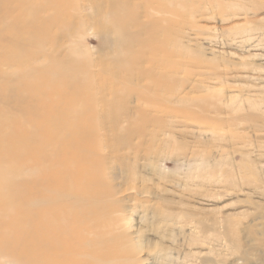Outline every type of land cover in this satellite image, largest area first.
Instances as JSON below:
<instances>
[{"label":"rangeland","instance_id":"374dc122","mask_svg":"<svg viewBox=\"0 0 264 264\" xmlns=\"http://www.w3.org/2000/svg\"><path fill=\"white\" fill-rule=\"evenodd\" d=\"M78 1L83 6L93 2ZM171 3V10L150 14L156 21H150V28L132 48L147 51V56L131 68L133 73L115 68L112 58L117 47L109 46L103 36L96 11L86 8L88 32L77 43L68 44L65 30L54 29L60 36L57 50L63 47L59 55L87 51L91 57L89 74L84 66L79 69L85 59L65 60L70 63L66 71L73 69L70 73L77 80L64 83L71 86L69 90L48 84L51 98L42 100L39 85L48 82V73H43L36 86L18 90V98L25 97L23 102L5 101L2 79L25 65L38 69L47 59H0V235L7 229L14 232L0 238V243L7 241L14 248L4 250L0 264H31L27 257L32 242L37 243L34 252H41L40 236L28 241L26 227L39 222L41 228L42 219L27 217L28 191L34 190L26 182L32 172L42 174L40 168L44 172L50 166L37 157L34 161L40 165L28 164L38 150L29 137L38 131L44 135L49 128L70 134L68 140H54L55 145L83 144L76 159L83 160L91 151L102 153L103 161L91 172L104 177L103 182L93 181L92 188L83 185L91 194L97 191L95 195L110 188L114 205L112 211L111 207L102 213L93 211V221L111 218L112 228L119 229L116 234L140 239L146 250L140 255L151 258L149 264H264V0ZM20 46L10 47L1 56L40 49L25 43ZM55 84L68 92H60ZM46 111L60 120L45 122ZM36 112L38 117H34ZM3 155L9 156L7 161H2ZM72 161L68 163L73 165ZM75 177L77 192L83 186L81 176ZM20 186L27 195H13ZM36 194L40 198L42 191ZM95 208L94 204L90 210Z\"/></svg>","mask_w":264,"mask_h":264},{"label":"bare ground","instance_id":"6f19581e","mask_svg":"<svg viewBox=\"0 0 264 264\" xmlns=\"http://www.w3.org/2000/svg\"><path fill=\"white\" fill-rule=\"evenodd\" d=\"M164 1L162 0V2ZM166 1L167 3L165 2L166 4H164V3L158 2L157 0H145L144 2L141 0H103V1L93 0L91 5L87 4L83 6L79 4L78 0H0V59L4 58V59H11L15 61L16 59H23L29 56H34V58H36L37 56L40 57L37 59H45V60L47 59L45 62L43 60V63L38 67V69L33 68V67L30 68L25 65L21 67L22 68L21 71H19L20 69L19 67V69L17 68L18 69V72L16 71L17 73H12L11 75H8L9 79H6V80L2 79V82L6 85L4 89L7 92L6 94L4 93L3 98L5 99V101H8V102H14V101H18L20 103L23 102L25 97L18 98V90L19 89L27 90L28 88H32L33 86H36L37 83H40L39 75L43 73H48L47 75L48 82L47 84L40 83L39 85V87L42 85L40 88V92H39L41 93L40 98L42 100H49L51 98L49 97L48 93L51 87L54 86L53 83H57L60 86L63 85V87L65 86L64 83H67V81L69 80L76 81L77 83L76 77L72 75V74L75 75V73H70L71 71L74 72V70L73 69L71 71L69 70L70 72L66 71L67 68L70 67L69 66L70 63L68 61H65L66 59H69V61L70 60L78 61L80 59L81 60L85 59L83 61V65L80 64L81 66L79 67V69L82 66H84L86 72L87 73L90 72L88 68L90 64L89 62L91 61L90 60L91 57H89V55L86 54L87 51L86 53L81 52L79 54H77L75 51L70 52V53L68 51V53L65 54L64 57H62V54L59 55V53L63 47L57 50V48L60 46L59 45L56 46V43H57L56 41L57 39L60 38V36L58 35V33L54 32L55 27H59L60 29L65 30V37H67L68 39V42H69L68 44H74V43H77L79 40H81L85 36V34L88 32V30H86L87 29L86 25L87 23H89L87 22L88 17L86 18V16L84 15V12H83L84 8H86L87 10L96 11V15H95L96 24L100 23L102 25L103 27L102 33H103V36H105V38L107 39L106 41L108 42L109 46L114 45L115 47H117V48L114 47L116 54L114 53L115 55H113V58L111 57L112 59H114V63L116 64L115 68L118 71L121 70L127 73L130 71V73H133L131 68H136L135 67L136 63L138 61H141L142 59H144V57L147 56L145 53L147 51L143 49L144 52H141V51L135 52V50H133L132 48H134L135 45L140 43L139 41H141V38H140L141 34L145 32L147 28L149 29L151 26L150 21L151 22L156 21V20L154 21L151 19L150 14H152V11L162 12V10L164 9V12H165V9L167 10V8L170 9L172 7V3H171L172 0L171 1L166 0ZM89 6H90V9H89ZM139 14L143 18H145L147 21L146 22H144V20L141 21L142 18L139 16ZM5 39H6V42L8 43L4 42ZM23 43L29 45L30 47L31 46L39 47L40 49L34 50V52L37 51L36 54L34 52L32 54L30 53L24 54L25 51H23V54L18 53V55H15V54L10 53L7 55L6 53V56H1L2 54H4V51L5 50L7 51V49H9L10 47H15L17 44L19 46L20 45L22 46ZM70 47H67V49ZM146 49L149 50L148 48ZM26 50H27L26 52H28V49ZM54 50H57V51H54ZM29 52H32V51H29ZM51 52H53L52 55H51ZM48 59H51V60H48ZM92 63H93V59H92ZM42 68L45 69L44 72L41 70ZM144 72H147V70ZM149 72L147 73L149 74ZM148 76H150V74ZM143 77H147V76H143ZM89 78L90 76L88 77V79ZM26 80L29 81V83L26 82ZM78 80L80 81V79ZM115 80H117V78ZM126 80L124 81V83L128 82ZM72 83L73 82H71V84ZM83 83L85 84V82H82V84ZM94 83H96V80L92 82V84L95 86ZM120 83L121 82H119V84ZM48 84L49 85L52 84L53 86L50 85L51 86L50 87ZM57 84L55 85L57 86ZM67 85L68 84H66L65 86L66 88L71 87ZM126 85L127 84L125 83V85L123 86H126ZM136 86H137V83H136ZM56 88L57 90L60 89V92L63 89L62 87L59 88L58 86ZM120 88L121 87H119V89ZM77 89H78V85H77ZM77 89L75 90L76 92H77ZM79 89L78 91L80 94ZM128 90L129 88L127 89V91ZM132 91H134V88ZM140 91H144V90L141 89ZM63 92L67 93L68 91L66 90ZM76 92L74 93L75 95H76ZM123 92L124 91H122V93ZM93 93L95 94L96 90ZM118 93L120 92L118 91ZM136 93H138V91ZM16 98H18V100H16ZM93 99H95V97ZM56 103L54 104V107L56 106ZM95 103H94V106H96ZM38 110L39 109H36V111ZM32 111L34 112V110ZM33 112L31 116L33 115ZM39 112H36L34 114V117H38ZM45 113H46V116L43 117V119L47 123L48 121L52 122V121L60 120V117H55L53 112L46 111ZM26 122H28L27 119H26ZM33 124H34V121H33ZM33 124L31 123V125ZM12 126L13 125L11 124V127ZM35 127H36V124H35ZM63 131L65 130L62 129V131L56 132L55 130L52 131L49 128L45 130L44 135L42 134L41 131L40 132L38 131L37 133H33V135L29 137L30 142L32 144H38L37 155L30 156V160L28 161L29 166L33 167V165L37 162V160L34 161V159H37V158L39 162L41 161L42 164L50 163V166L44 172H42L43 168L42 170L40 168L39 171H41L42 174H40V172L38 174L32 172L31 178H27V182H26V183H29L28 186L31 185L33 187L32 190L34 191L36 190V192L38 190L42 191V195H39L41 196L40 198L36 196L37 195L36 192L31 190L32 192L30 193L28 191L29 199L27 200V203L25 206H26V209L30 211H29V216L27 217L30 220V218L34 219V217L36 218L37 216H40L39 218H41L42 220H41V225H40L41 228L38 227L39 222L37 223V225L36 223L34 224V222L33 223L30 222L31 226H28V227H26L25 225V227L27 228L26 231L29 230L28 235L31 239L28 241L35 240V237L37 240L38 236H40L39 237L40 238V241H39L40 250L39 251H41L39 253H37L36 251L34 252V249L36 248L35 245L37 243L35 242V244H33L34 242H32L29 248L30 250L32 248V252L30 256L27 257V261L31 264H149L148 262L151 260V258L140 255V253L144 251L143 250L144 243L139 241L140 239L136 241V239L130 238V235L126 237L119 233L116 234L115 231H118L119 229L116 230L115 226L114 228H112L114 225V222L110 221L111 218H109L110 219L109 221H105V220L97 221L96 219L95 221H93L94 220L93 214H91L93 211L97 209V211L102 213V212H106L110 210L109 209L110 207L112 211V208H113L112 205H114L113 204L114 201L111 199L112 190H110V188L108 190H104L105 189L104 188L102 189V191H100V193H98V195H95L97 191H94V193L91 194V192H88L87 189H85V186L83 185V184H87L88 185L87 188H88V187H91L92 184H94L93 181L97 182L98 180H102L104 178V177L95 175V173H93L95 172L93 169L95 167H98L97 165L99 162L103 161V157L101 155L102 153L101 152H100L101 154L97 152L93 153L91 151V153H88V156L86 157L83 156L84 157L83 160L78 159L80 156H78V158L76 159L75 156L77 154V150H82L83 148H85L83 147V144L82 145L79 144L78 146L77 143H74L73 146H70L71 144H69L67 147L62 146V144H59V143H57V145L54 144L55 143L54 140H57V139H61L62 141H64L65 139L68 140V136L70 135L69 132L67 131L63 132ZM12 133H14V131H12ZM44 137L46 138L44 140L45 145H43V142H42ZM31 150L34 151V149H31ZM7 157L9 156L3 155L2 161L3 162L7 161L8 160ZM72 158L74 161V164H73L74 166L72 165V163L71 165L68 163V160H71ZM14 161L15 162L18 161V158H15ZM38 164L40 165V163ZM38 164H36L37 166H35L37 167V169L38 167H40ZM35 174H37L38 176L42 175L41 176L42 179L40 177H35ZM76 175L81 176V186H83L80 189L77 187V192L75 188L73 187V182H72V179H74L73 177H75ZM37 178L38 179L40 178L38 182H36ZM18 184L20 183H17V185ZM98 186H99V183H98ZM13 193H14L13 195L15 196L20 195V194L21 195L26 194V189L24 190L20 186L19 188L14 189ZM94 204L97 206V208H95L94 210L92 209L90 210V208H92ZM38 207L39 209H37ZM40 207L42 208L40 209ZM8 230L10 229H7V231H4L2 235L6 234L4 236H7L9 234L12 235L14 233V232L11 233ZM2 235H0L1 239H2ZM6 242L0 243V256L4 252V250H6V252H7V249L12 250V248H10ZM28 247H29V244H28ZM21 259H23V257ZM155 259H156V256H155Z\"/></svg>","mask_w":264,"mask_h":264}]
</instances>
